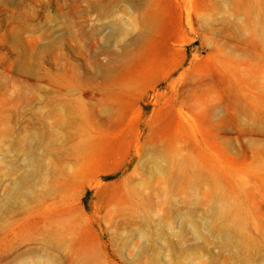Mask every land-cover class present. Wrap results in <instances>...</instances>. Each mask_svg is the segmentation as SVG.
<instances>
[{"label": "rangeland", "instance_id": "obj_1", "mask_svg": "<svg viewBox=\"0 0 264 264\" xmlns=\"http://www.w3.org/2000/svg\"><path fill=\"white\" fill-rule=\"evenodd\" d=\"M0 264H264V0H0Z\"/></svg>", "mask_w": 264, "mask_h": 264}]
</instances>
